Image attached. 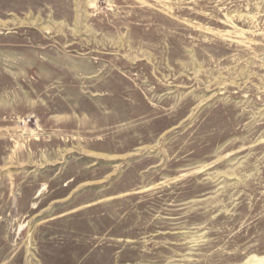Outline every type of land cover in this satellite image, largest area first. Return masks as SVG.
Returning a JSON list of instances; mask_svg holds the SVG:
<instances>
[{
    "label": "rangeland",
    "instance_id": "1",
    "mask_svg": "<svg viewBox=\"0 0 264 264\" xmlns=\"http://www.w3.org/2000/svg\"><path fill=\"white\" fill-rule=\"evenodd\" d=\"M0 264H264V0H0Z\"/></svg>",
    "mask_w": 264,
    "mask_h": 264
},
{
    "label": "bare ground",
    "instance_id": "2",
    "mask_svg": "<svg viewBox=\"0 0 264 264\" xmlns=\"http://www.w3.org/2000/svg\"><path fill=\"white\" fill-rule=\"evenodd\" d=\"M20 122H22L23 124H24V126L26 127V123H27V121L26 120H23V121H20Z\"/></svg>",
    "mask_w": 264,
    "mask_h": 264
}]
</instances>
